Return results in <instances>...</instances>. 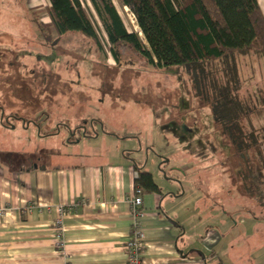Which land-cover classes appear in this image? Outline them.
<instances>
[{
  "label": "rangeland",
  "instance_id": "374dc122",
  "mask_svg": "<svg viewBox=\"0 0 264 264\" xmlns=\"http://www.w3.org/2000/svg\"><path fill=\"white\" fill-rule=\"evenodd\" d=\"M22 8L16 0H0V122L3 114L24 119L21 123L10 120L11 130L0 125L1 160L54 167L69 162L65 152L110 147L103 140L104 131L136 136L143 157L147 153L151 162L153 154L158 155L167 173L184 180L185 190L190 179L210 190L194 189L187 203L192 205L204 196L200 213H209L217 231L227 232L232 239L238 236L235 244L239 243L240 235L255 224L244 219L248 202L229 187L228 175L220 172L225 151L212 111L192 97L185 70H155L131 50L115 63L103 33L100 53L93 41L77 34L53 35L48 43L37 27L45 13L30 14L27 27ZM124 20L132 29L128 18ZM55 39H61L60 43ZM261 65L264 74V59ZM25 99L38 107L34 113L23 103ZM40 103L50 107L53 115L40 110ZM69 129L79 131L68 139ZM97 133L98 141L86 140L85 136ZM74 140L80 144L75 146ZM205 196L211 203L206 205Z\"/></svg>",
  "mask_w": 264,
  "mask_h": 264
},
{
  "label": "crops",
  "instance_id": "0c3cea01",
  "mask_svg": "<svg viewBox=\"0 0 264 264\" xmlns=\"http://www.w3.org/2000/svg\"><path fill=\"white\" fill-rule=\"evenodd\" d=\"M16 1L23 7L27 27L30 14L38 12L46 15L40 23L49 24L48 0ZM256 1L264 17V0ZM114 4L126 28L137 32L129 10ZM0 123L5 131L11 130L3 126V121ZM103 133L110 147L77 154L65 152L63 156L69 162L63 165L22 166L14 160H1L0 156V264H125L124 246L134 228L130 202L136 169L149 173L159 190L141 194L142 205L138 208L144 264H264V223L249 215L244 217L249 225H255L249 226L235 244L238 236L232 239L227 232H218L209 222L210 214L200 213L204 196L192 205L187 203L200 184L187 180L185 190L184 180L167 173L158 155L153 154L155 160L151 162L147 153L143 157L141 148L136 147V136ZM85 138L100 139L99 134ZM206 199V205L211 203ZM61 208L64 253L56 249L54 233Z\"/></svg>",
  "mask_w": 264,
  "mask_h": 264
},
{
  "label": "trees",
  "instance_id": "16d2710c",
  "mask_svg": "<svg viewBox=\"0 0 264 264\" xmlns=\"http://www.w3.org/2000/svg\"><path fill=\"white\" fill-rule=\"evenodd\" d=\"M48 1L49 24L37 22L48 43L53 35L77 34L93 41L100 53L103 33L115 63L131 50L155 70H185L192 97L212 111L225 151L220 172L248 202L250 218L264 223V17L257 1L87 0L97 23L85 0ZM114 1L129 10L137 32L126 28ZM22 101L31 114L38 109L33 101ZM136 170L135 189L158 193L152 176Z\"/></svg>",
  "mask_w": 264,
  "mask_h": 264
},
{
  "label": "built area",
  "instance_id": "2783aa9c",
  "mask_svg": "<svg viewBox=\"0 0 264 264\" xmlns=\"http://www.w3.org/2000/svg\"><path fill=\"white\" fill-rule=\"evenodd\" d=\"M133 198L130 202V207L132 211V217L134 219L133 225V236L128 241H126L124 250H125V264H144L141 256L144 236L141 229L139 228V219L141 218L140 211L138 208L142 205L141 192L140 190L134 189ZM64 208L59 209L61 217L57 219L54 223V233L56 239V249L61 253H64Z\"/></svg>",
  "mask_w": 264,
  "mask_h": 264
},
{
  "label": "flooded vegetation",
  "instance_id": "af4514ba",
  "mask_svg": "<svg viewBox=\"0 0 264 264\" xmlns=\"http://www.w3.org/2000/svg\"><path fill=\"white\" fill-rule=\"evenodd\" d=\"M2 108H0V113H3L2 112V110H1ZM1 118H2V121H4V119H5V121L3 122L4 124H3V126L6 128V129H11V125L13 124L12 122H17V123H21V122H23L24 121V119L22 118V117H19V116H14V115H8V116H6V117H4V114L1 116ZM7 118V119H6ZM12 122H11V121ZM80 129H81V127H80ZM79 131V129L78 130H76L75 131V133L71 130V129H69L68 131H67V133H69V135L70 136H67V138L68 139H71V138H73V136L76 134V132H78Z\"/></svg>",
  "mask_w": 264,
  "mask_h": 264
},
{
  "label": "water",
  "instance_id": "95a60500",
  "mask_svg": "<svg viewBox=\"0 0 264 264\" xmlns=\"http://www.w3.org/2000/svg\"><path fill=\"white\" fill-rule=\"evenodd\" d=\"M158 169H160V168L158 167Z\"/></svg>",
  "mask_w": 264,
  "mask_h": 264
}]
</instances>
